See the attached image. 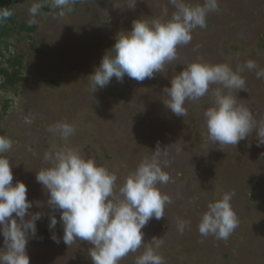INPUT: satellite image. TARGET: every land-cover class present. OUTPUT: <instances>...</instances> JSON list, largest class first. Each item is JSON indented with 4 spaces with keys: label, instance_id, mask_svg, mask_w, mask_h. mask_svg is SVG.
Instances as JSON below:
<instances>
[{
    "label": "rangeland",
    "instance_id": "rangeland-1",
    "mask_svg": "<svg viewBox=\"0 0 264 264\" xmlns=\"http://www.w3.org/2000/svg\"><path fill=\"white\" fill-rule=\"evenodd\" d=\"M33 2L18 0L14 22L0 47V135L12 141L5 155L13 183L20 180L27 186L29 211L42 213L36 235L26 246L30 264H92L88 242L76 240L69 246L63 242L60 211L48 206V194L36 180V172L46 166V152L53 146L72 147L94 157L116 173L118 190L157 144L167 149L165 170L171 177L158 187L172 202L165 206V217L151 219L142 231L146 241L161 236L164 264H264V144L255 131L236 146L207 139L203 112L218 85H210L200 100L186 101L185 117L163 103L164 87L196 59L227 62L234 70L253 60L257 69L241 73L247 90L233 94L251 109L258 124L264 121V78L256 76L257 70H264V0H218L207 26L193 30L191 42L177 47V59L161 73L142 82L113 77L94 93L87 76L112 48L116 34L130 30L134 19L161 17L165 7L170 16L174 7L168 0H137L132 9L126 8L127 0H73L61 15L46 0L37 22L30 23ZM186 2L195 5L203 0ZM23 22L33 29H20ZM1 69L10 74L19 70L22 79L11 85ZM61 121L75 128L68 140L49 130ZM226 191L235 193L231 204L238 227L226 240L202 236L201 215ZM50 215L58 220L54 230L48 227ZM178 219L189 221L183 233L177 229ZM53 232L59 243L52 239ZM3 244L0 234V247ZM142 251L143 246L119 264H135Z\"/></svg>",
    "mask_w": 264,
    "mask_h": 264
},
{
    "label": "clouds",
    "instance_id": "clouds-1",
    "mask_svg": "<svg viewBox=\"0 0 264 264\" xmlns=\"http://www.w3.org/2000/svg\"><path fill=\"white\" fill-rule=\"evenodd\" d=\"M45 2L31 3L30 23L37 22ZM136 2L127 0L126 8H134ZM50 3L63 15L65 9L70 10L73 0H50ZM168 3L175 9L170 16L165 7L161 17L134 19L130 30L116 34L112 48L87 76L93 93L107 86L113 77L123 81L127 76L142 82L161 73L166 64L177 59V47L189 44L193 30L205 28L208 14L218 10V0H203L195 5L186 0H168ZM11 14L8 9L0 8V22ZM245 69H257L256 62L248 60L234 70L227 62L196 59L170 79V85L163 89L167 96L163 103L176 116L185 117L186 101H198L208 93L210 85H218L212 91L211 105L203 112L207 139L221 146H236L255 131L258 142L264 144V121L258 124L251 109L239 103L233 94L247 90L241 75ZM256 76L264 78V70H257ZM49 130L61 140H68L75 132L72 124L63 121ZM11 147V139L0 135V234L4 240L0 264H30L26 246L29 238L36 235V221L42 213L29 211L32 202L27 198L26 184L20 180L13 183L10 159L5 155ZM167 156L166 147L157 144L117 190L116 173L98 164L94 157L82 155L76 148L53 146L52 151L45 153L46 166L36 172V180L48 194V206L60 211L63 242L67 246L76 240L88 242L92 264H119L142 246L135 264H164L159 251L163 245L161 236L146 241L142 229L151 219L165 217V206L172 202L158 187L171 180L165 170ZM234 195L226 191L208 203L198 224L202 236L226 240L238 227L239 220L231 204ZM57 223L56 215H50L49 229L54 230ZM188 224L189 221L178 219V231L183 233ZM52 239L59 243L55 232Z\"/></svg>",
    "mask_w": 264,
    "mask_h": 264
},
{
    "label": "trees",
    "instance_id": "trees-1",
    "mask_svg": "<svg viewBox=\"0 0 264 264\" xmlns=\"http://www.w3.org/2000/svg\"><path fill=\"white\" fill-rule=\"evenodd\" d=\"M18 0H0V8H6L9 11H11V16L8 17L6 20L0 22V47L5 42L6 38L8 37V33L11 29L9 26V23L14 22V7L17 4ZM20 29L22 30H32L33 27H31L28 23L23 22L20 25ZM36 50H39L37 47L34 46ZM2 55V51L0 50V56ZM16 63H19V60L16 61ZM1 71L7 76V82L11 85L16 84L18 81L22 79V76L20 74L19 70H16L14 74L8 73L5 69H1Z\"/></svg>",
    "mask_w": 264,
    "mask_h": 264
}]
</instances>
